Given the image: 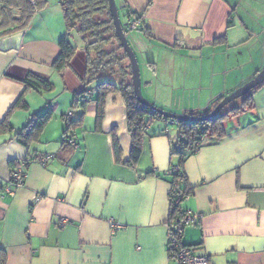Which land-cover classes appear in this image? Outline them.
I'll return each mask as SVG.
<instances>
[{"label":"crops","instance_id":"1","mask_svg":"<svg viewBox=\"0 0 264 264\" xmlns=\"http://www.w3.org/2000/svg\"><path fill=\"white\" fill-rule=\"evenodd\" d=\"M115 1L122 22L130 9L150 32L138 29L130 44L139 53L142 94L163 110L204 113L264 64V0ZM65 37L76 50L58 71L52 63ZM247 46L253 51L244 55ZM84 71V44L67 33L58 0L0 37V121L7 117L13 129L0 133V264H176L167 250L170 178L164 175L178 162L170 152L176 121L151 122L136 164L122 163L131 150L124 99L118 91L106 95L97 130L96 88L85 87ZM29 73L49 80L52 90L26 87ZM84 90L76 143L63 147V115ZM21 95L27 109L13 108ZM252 101L253 109L224 119L225 137H204L182 164L192 188L182 207L197 219L183 223L181 240L205 253L207 264H264V85ZM49 104L52 117L38 140L19 143L15 131ZM81 110L79 103L72 118ZM47 154L55 156L41 163ZM20 163L25 177L13 186Z\"/></svg>","mask_w":264,"mask_h":264},{"label":"trees","instance_id":"2","mask_svg":"<svg viewBox=\"0 0 264 264\" xmlns=\"http://www.w3.org/2000/svg\"><path fill=\"white\" fill-rule=\"evenodd\" d=\"M47 1L0 0V37L23 29L32 16L43 8ZM58 3L62 10L67 33L74 30L84 44L85 71L82 80L85 87L95 84V125L97 130L100 129L104 116L106 95L109 92L118 91L124 99L126 125L131 139V150L129 159L122 163L134 166L141 154L142 138L147 132L149 124L154 120L169 121L170 119L138 102L131 85V71L128 59L115 33L113 19L108 8V0H58ZM127 15L126 22H121L125 33L131 29V21L136 20L140 24L142 19L141 14L130 9H127ZM138 24L135 29H139L147 36H150L147 27L143 25L138 26ZM224 37L222 36L219 39L222 40ZM59 48V53L54 59L52 66L56 70L61 71L69 64L76 47L65 37L59 42ZM25 83L26 87L33 88L36 91H50L53 88V84L49 80L35 73H29L25 78ZM263 84L225 105L214 117L203 121L175 122L178 135L176 140L171 143L170 152L171 155L178 156V162L171 164L169 169L164 172V175L170 178L169 226L183 246H193L196 248L195 245L185 244L181 240L184 228L183 219L188 214L182 207V202L192 191V188L187 183L182 164L187 156L198 150L204 137H213L217 140L225 137L224 119L228 116H235L246 110L253 109L252 93ZM84 92L86 91L84 90L74 97L71 108L73 110L80 103L82 108L81 114L76 119L72 118L73 114L68 118L66 117V113L63 115L66 123L63 130V147L75 145L76 143L74 130L81 120L83 107L88 101L84 96ZM223 96L218 95L215 97L211 101V107H208L204 113L191 112L188 114L200 116L209 113ZM235 102H237L236 105H233ZM27 107L28 105L22 95L13 105V108L27 109ZM52 110V105L49 104L41 113L33 114L21 129L15 131L16 140L26 146L38 140L43 127L52 117ZM7 131H13V129L7 117H5L0 121V133ZM68 140H72L73 144H70ZM112 144L115 159L117 162H121V148L114 132L112 133ZM52 155L53 157L55 156L54 154ZM167 250L169 253L168 244ZM0 261L2 262L3 258Z\"/></svg>","mask_w":264,"mask_h":264},{"label":"water","instance_id":"3","mask_svg":"<svg viewBox=\"0 0 264 264\" xmlns=\"http://www.w3.org/2000/svg\"><path fill=\"white\" fill-rule=\"evenodd\" d=\"M108 8L113 19L115 33L120 41V45L126 53L128 63L131 71V85L133 92L139 103L142 105L148 106L154 111H157L165 118H169L175 121H203L211 117H214L225 105L231 101L246 95L250 90L264 83V64L262 68L248 81L242 85L235 88L230 93L224 95L222 99L211 109V111L205 115L195 116L192 114H178L172 113L160 108H157L153 103L147 100L141 91V76H140V67L137 56L130 45L126 33L123 31L122 23L119 19L118 9L115 0H108Z\"/></svg>","mask_w":264,"mask_h":264},{"label":"built area","instance_id":"4","mask_svg":"<svg viewBox=\"0 0 264 264\" xmlns=\"http://www.w3.org/2000/svg\"><path fill=\"white\" fill-rule=\"evenodd\" d=\"M138 22L136 20L131 21V29L137 27ZM72 111L69 110L66 113V117L72 116ZM70 144H73L72 140H68ZM52 154H48L45 157L41 158V163L45 164L46 161L52 158ZM25 177L24 163H20L14 167L13 172L11 173V182L13 186H19L22 184V181ZM197 219V215L188 213L187 216L183 219V223H192ZM64 222V221H63ZM168 247L170 258L175 261L176 264H207L208 257L205 253L198 252L193 246H183L177 239L174 232L169 229L168 232Z\"/></svg>","mask_w":264,"mask_h":264},{"label":"rangeland","instance_id":"5","mask_svg":"<svg viewBox=\"0 0 264 264\" xmlns=\"http://www.w3.org/2000/svg\"><path fill=\"white\" fill-rule=\"evenodd\" d=\"M118 15H119V13H118ZM119 19H120V21L122 22L123 19L121 18V16H119ZM137 32H140V31H139L138 29H136V30H135V29H129V30H128L127 33L129 34V36L127 37V39H128V41H129V43L131 42L132 35H133V34L135 35ZM75 33H76V32L73 30V34H75ZM131 44H132V43H131ZM131 44H130V45H131ZM131 46L133 47V45H131ZM248 47H249V46H247V47L245 48V51L242 50V51H244V55H249L250 52L253 51V49H251V51H250V50L248 51V50H247ZM236 51L239 52L240 50H236ZM136 54L139 56V53L136 52ZM263 85H264V84H263ZM236 103H237V102L233 103V105H236ZM169 121H171V120H169Z\"/></svg>","mask_w":264,"mask_h":264},{"label":"flooded vegetation","instance_id":"6","mask_svg":"<svg viewBox=\"0 0 264 264\" xmlns=\"http://www.w3.org/2000/svg\"><path fill=\"white\" fill-rule=\"evenodd\" d=\"M215 107V106H214Z\"/></svg>","mask_w":264,"mask_h":264}]
</instances>
